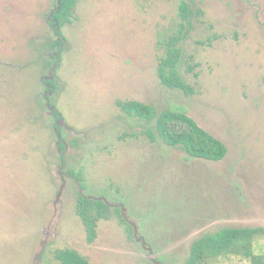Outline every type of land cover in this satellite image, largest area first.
Instances as JSON below:
<instances>
[{
    "label": "rangeland",
    "instance_id": "obj_1",
    "mask_svg": "<svg viewBox=\"0 0 264 264\" xmlns=\"http://www.w3.org/2000/svg\"><path fill=\"white\" fill-rule=\"evenodd\" d=\"M53 1L0 0V264H47L65 245L91 264H185L204 232L264 226V0H186L188 94L157 72L181 0H78L55 69L64 165L41 96ZM116 100L184 109L228 154L209 161L152 142L142 132L151 124L126 118ZM64 167L87 195H108L125 224L102 219L89 244Z\"/></svg>",
    "mask_w": 264,
    "mask_h": 264
},
{
    "label": "trees",
    "instance_id": "obj_2",
    "mask_svg": "<svg viewBox=\"0 0 264 264\" xmlns=\"http://www.w3.org/2000/svg\"><path fill=\"white\" fill-rule=\"evenodd\" d=\"M78 0H54L52 13L53 29L61 38L55 50L59 62L68 43L62 30L66 22L71 21ZM192 10L186 0H181L178 7V23L175 32L164 40L165 55L158 63L160 81L170 88L183 89L185 93L193 92L179 72L182 59L181 42L187 36L191 22ZM118 106L132 118L150 121L155 119V132L149 131L152 139L157 137L168 145L180 147L186 153L209 160L219 161L227 154L226 145L212 133L200 126L188 112L181 108H166L158 112L151 104L138 100L117 102ZM76 213L80 217L89 244L98 237V224L108 219L113 213L119 215L125 224L119 208L112 209L101 199L80 195L76 202ZM264 239V226L223 227L214 232H204L191 243L186 264H228L238 259L249 264H264V250H257V243ZM47 264H91L87 257L77 248L65 245L50 251Z\"/></svg>",
    "mask_w": 264,
    "mask_h": 264
},
{
    "label": "flooded vegetation",
    "instance_id": "obj_3",
    "mask_svg": "<svg viewBox=\"0 0 264 264\" xmlns=\"http://www.w3.org/2000/svg\"><path fill=\"white\" fill-rule=\"evenodd\" d=\"M78 2V1H77ZM77 4V3H76ZM76 7V6H75ZM52 9L50 11V13H48V16H47V22L49 23V26H50V31H51V36L49 38H47V52L44 54L45 58H47V66L51 67V70L49 72V74L45 77H43V83H44V86H45V89H44V92L43 94L41 95L43 97V99L46 101V108H47V113H49L52 118H53V122H52V125L55 127V130H56V134H57V137H58V145H59V155H60V162L62 163V165H64V154H65V151H66V148H67V145H66V142L64 141V136H63V129H65V125H62L63 124V119L61 117V112H58L55 108V104L53 102V95H55L56 93V89H57V84H56V76H55V69H56V66H58V63L59 62V56H58V53L56 52L55 50V46L58 45L61 41V38L58 37L56 35V32H55V29H53V26H52V20L54 18V15L52 13ZM76 12H75V9L73 11V15L71 17V21L69 22H66L64 25H63V28L66 24H69V23H72L73 19L76 18ZM62 28V30H63ZM67 38V37H66ZM68 45V43L66 44V46ZM63 55V54H62ZM160 60V59H159ZM185 81V80H184ZM162 83V82H161ZM163 84V83H162ZM164 85V84H163ZM166 86V85H165ZM168 87V86H167ZM170 88V87H169ZM174 89V88H172ZM180 89V88H178ZM183 90V89H182ZM184 91V90H183ZM194 91V90H193ZM193 93V92H191ZM188 94V93H187ZM119 100H116L115 104L116 106L121 110V112L123 113V115L130 119L132 117L128 116L126 113H124V111L118 106L117 102ZM123 101V100H121ZM124 101H127V100H124ZM158 110V109H157ZM164 110V109H163ZM163 110L161 111H158V112H162ZM189 114V113H188ZM139 122H145V123H148V124H151L150 126H148L145 130H143L142 132L147 135L149 137V139L152 141V142H155L156 139H159L162 143H164V145L168 146V147H172V148H175L174 146H171V145H168L167 143H165L163 140H161L159 137L156 136V134L154 133V136L155 138L152 139L150 134H149V131H153L155 132V119L153 120H150V121H145V120H138L136 118H133ZM215 136V135H214ZM216 137V136H215ZM218 138V137H217ZM219 139V138H218ZM221 140V139H220ZM222 141V140H221ZM224 143V141H222ZM70 146H75L76 145V140H70ZM225 144V143H224ZM226 145V144H225ZM227 147V145H226ZM180 148V147H178ZM181 149V148H180ZM228 149V147H227ZM182 150V149H181ZM183 152L188 155V156H191V157H195V158H199V159H205V158H201V157H196V156H192L188 153H186L184 150ZM227 154H228V151H227ZM226 154V156H227ZM225 156V157H226ZM224 157V158H225ZM205 160H209V159H205ZM223 160V159H222ZM209 161H214V160H209ZM221 161V160H219ZM62 169H65L64 170V175H68L70 178H71V181H74L75 185L78 187L79 191L77 193V197H76V202H77V199L78 197L82 194L84 196H87V197H91V198H95V199H101L103 200L104 202H106L107 204L110 205V207L114 210L116 208H119L116 204H114L113 201H111L109 198H108V195H96V196H91V195H87L85 193V189H86V186L84 185V183H82V178L80 175H78V173H76L75 171L71 170V169H68V168H62ZM120 210V209H119ZM116 214V213H115ZM117 215V214H116ZM119 216V215H117ZM120 218V217H119ZM196 239V238H195ZM194 239V240H195ZM193 242V241H192ZM92 244V243H91ZM191 247V245H190ZM189 252H190V249H189ZM189 255V254H188ZM188 258V256H187ZM186 258V260H187ZM185 264H186V261H185Z\"/></svg>",
    "mask_w": 264,
    "mask_h": 264
}]
</instances>
